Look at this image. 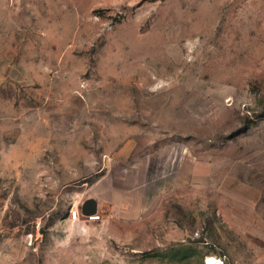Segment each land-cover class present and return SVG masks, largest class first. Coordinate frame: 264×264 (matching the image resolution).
<instances>
[{
    "label": "rangeland",
    "instance_id": "obj_1",
    "mask_svg": "<svg viewBox=\"0 0 264 264\" xmlns=\"http://www.w3.org/2000/svg\"><path fill=\"white\" fill-rule=\"evenodd\" d=\"M0 264H264V0H0Z\"/></svg>",
    "mask_w": 264,
    "mask_h": 264
},
{
    "label": "water",
    "instance_id": "obj_2",
    "mask_svg": "<svg viewBox=\"0 0 264 264\" xmlns=\"http://www.w3.org/2000/svg\"><path fill=\"white\" fill-rule=\"evenodd\" d=\"M98 210V203L96 200L94 199H89L87 200L83 207H82V212L86 215H91L96 213ZM44 230L42 229L41 232H43Z\"/></svg>",
    "mask_w": 264,
    "mask_h": 264
},
{
    "label": "built area",
    "instance_id": "obj_3",
    "mask_svg": "<svg viewBox=\"0 0 264 264\" xmlns=\"http://www.w3.org/2000/svg\"><path fill=\"white\" fill-rule=\"evenodd\" d=\"M81 214H83L87 218L88 221H96V220L100 219L99 214L86 215V214L82 213V210H80L78 208L70 211V218L73 220L80 219Z\"/></svg>",
    "mask_w": 264,
    "mask_h": 264
},
{
    "label": "bare ground",
    "instance_id": "obj_4",
    "mask_svg": "<svg viewBox=\"0 0 264 264\" xmlns=\"http://www.w3.org/2000/svg\"><path fill=\"white\" fill-rule=\"evenodd\" d=\"M211 262V261H210Z\"/></svg>",
    "mask_w": 264,
    "mask_h": 264
}]
</instances>
